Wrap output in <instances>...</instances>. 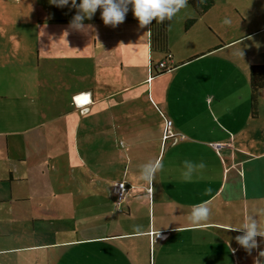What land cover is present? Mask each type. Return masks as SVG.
Masks as SVG:
<instances>
[{
    "label": "crops",
    "instance_id": "0c3cea01",
    "mask_svg": "<svg viewBox=\"0 0 264 264\" xmlns=\"http://www.w3.org/2000/svg\"><path fill=\"white\" fill-rule=\"evenodd\" d=\"M41 1L61 17L51 16V22H70L69 14L77 12ZM260 4L259 11L244 7L234 13L232 5L215 3L198 16L187 2L168 20L170 69L162 71L156 63L152 69L149 59V76L146 58L145 67L137 68L140 55L152 58L149 25L139 26L131 5L122 23L105 25L98 8L83 21L93 27L81 34H88L85 40L92 41L96 55H112L97 64L104 74L106 67H116L118 81L93 79L86 85L90 73L82 69L81 87L67 88L69 107L58 130L54 117L40 122L36 101L5 94L0 80V264H254V258L264 259L258 255L264 238L257 236L258 246L248 254L235 240L242 230L234 229L251 215L264 231V88L257 90L252 111L249 85L251 66L264 64V0ZM193 17L197 20L186 28ZM182 36L185 41H179ZM234 44L243 46L237 56L242 67H191L203 60L206 65ZM18 54L10 48L2 55ZM16 61H0V66ZM124 67L125 74L143 76L122 84ZM206 69L215 81H201ZM238 73L243 81L225 89ZM14 74L19 78L18 71ZM83 96L91 101H79ZM69 113L78 116L74 129ZM69 128L79 134L77 149ZM166 131L172 136L164 140ZM57 137H64L63 145H57ZM155 161L162 167L147 183L141 169ZM185 161L204 165L187 181ZM120 181L129 191L118 204ZM200 204L209 207V217L191 223L192 208Z\"/></svg>",
    "mask_w": 264,
    "mask_h": 264
},
{
    "label": "rangeland",
    "instance_id": "374dc122",
    "mask_svg": "<svg viewBox=\"0 0 264 264\" xmlns=\"http://www.w3.org/2000/svg\"><path fill=\"white\" fill-rule=\"evenodd\" d=\"M215 3L216 7L232 5L234 13L236 9L242 11L244 7H247L249 11L261 10L259 7L261 6L260 0H215ZM48 8V5L41 0H0V61L6 64L8 59L10 61L11 59L19 60L15 62V66H0V73L2 74L0 80L6 88L5 94L16 93L19 96H24L26 100L33 99V102L36 101L37 106L35 107H38V111L42 114L40 122L44 123L45 118L54 117L53 123L58 130L62 126L61 116L69 107L67 88L81 87L82 69L85 70L84 72L90 73V80L89 78L88 80L86 79V85H91L93 79H100L101 82L105 81L109 85H115V82L118 81V75L114 71V69H117L116 67H106L109 69V73L104 74L105 72L99 68L102 66L97 64V62H108L112 59L113 57L110 53L103 52L96 55L92 50V41L85 40L88 34L82 37L81 30L69 27V21L51 22V16L54 18L61 17ZM74 15L75 13L69 14V17ZM235 23V26H243L240 21H235ZM190 26L187 28H190ZM64 31L68 32L63 35ZM188 39L186 41H189ZM179 41H185V36H182ZM87 42L90 43L89 49L87 48ZM248 42H243V45ZM234 45L225 52L213 54L210 57V61L206 64L207 66L205 65L206 62H204L206 60H203L193 64L191 67H231L230 64H233L232 67H242L243 62L237 56L241 53L243 46L242 44ZM10 48L16 49L19 54L2 55L5 50L9 53ZM217 50L219 49H215L214 52ZM150 55L152 58L149 54L148 57L145 54L140 55L141 63L137 67L138 70L143 66L145 67L144 64L147 60L148 76L150 75L149 59H152V62L156 65L159 64L160 59L164 58V54L161 52L151 53L150 51ZM228 56L233 58L229 60ZM224 57L226 60L223 59ZM223 60L226 65H224ZM37 63L38 66L36 67ZM82 64L83 66L80 67ZM126 68L124 67L123 73L120 75L119 82L122 84L138 81L143 76L141 74H125ZM15 71L19 72L21 80L14 74ZM175 73H178V71ZM129 77H134L135 79L130 81ZM210 77H212V73L209 76L207 69L205 75L200 76L201 81L205 83L215 81L214 78ZM73 78H78V80H73ZM179 78L180 76H177L176 81ZM243 78L244 75L238 73L225 89H230L229 85L231 83L235 81L241 82ZM232 97L235 98L236 95L233 94ZM105 108H109L107 104ZM67 119L71 120L74 129L78 116L75 113H69ZM42 125L37 127V132L41 131ZM69 129L72 134V144L77 149L80 141L79 134L72 128ZM251 134L256 136L257 133ZM56 140L57 145H63L64 137H57ZM66 140L71 144L70 139L66 138ZM73 162L75 163L76 161L73 159ZM117 172V169H115V175L119 174Z\"/></svg>",
    "mask_w": 264,
    "mask_h": 264
},
{
    "label": "clouds",
    "instance_id": "9594fccd",
    "mask_svg": "<svg viewBox=\"0 0 264 264\" xmlns=\"http://www.w3.org/2000/svg\"><path fill=\"white\" fill-rule=\"evenodd\" d=\"M203 2V0H201ZM58 8L69 7L76 8L77 12L69 22V27L75 30L86 31L91 29L92 25H85V19H91L93 14L99 8L100 16L105 25L116 27L125 19V15L131 5L134 17L138 20L140 27L148 26L153 20L156 23H163L166 20H171L182 8L187 4V0H48ZM229 21L225 19L224 23ZM162 167L159 161L149 162L145 164L140 172V178L152 183L156 171ZM203 168V163L193 165L190 161L184 162V172L182 178L190 180L195 168ZM210 209L206 204L194 206L189 215V221L194 224H199L208 219ZM242 230V234L235 237L237 244L242 247L248 254L256 249L258 244L255 239L257 236L264 238V231L260 230L257 220L250 215L248 221L242 227L234 228ZM235 251L234 249H229ZM259 257L264 258V250L259 252ZM254 264H264V259L254 258Z\"/></svg>",
    "mask_w": 264,
    "mask_h": 264
},
{
    "label": "trees",
    "instance_id": "16d2710c",
    "mask_svg": "<svg viewBox=\"0 0 264 264\" xmlns=\"http://www.w3.org/2000/svg\"><path fill=\"white\" fill-rule=\"evenodd\" d=\"M197 11L198 16L203 15L214 4L215 0H187ZM197 20V17L190 18L186 21V28L189 27ZM149 44L151 52H161L167 57V54L172 52L168 48V20L163 23H156L155 20L149 25ZM150 68L153 69L155 65L150 60ZM170 67L162 68V71H166ZM250 86H251V107L252 111H255L257 106L256 92L259 88H264V64H253L250 68Z\"/></svg>",
    "mask_w": 264,
    "mask_h": 264
},
{
    "label": "built area",
    "instance_id": "2783aa9c",
    "mask_svg": "<svg viewBox=\"0 0 264 264\" xmlns=\"http://www.w3.org/2000/svg\"><path fill=\"white\" fill-rule=\"evenodd\" d=\"M171 56H172L171 54H167V57L164 60L159 62L158 67H160L161 69L167 67L168 66V61H170ZM90 101L91 100L89 98V99H87L86 101H83V102L87 104ZM77 103H79V102H77ZM171 136H172L171 133L169 131H166V134L164 136V140H167ZM128 191H129V187L127 186L125 181H120V182L116 183V185H115V193L117 195V203L118 204H121V202L126 198V196L128 194Z\"/></svg>",
    "mask_w": 264,
    "mask_h": 264
},
{
    "label": "bare ground",
    "instance_id": "6f19581e",
    "mask_svg": "<svg viewBox=\"0 0 264 264\" xmlns=\"http://www.w3.org/2000/svg\"><path fill=\"white\" fill-rule=\"evenodd\" d=\"M83 99H87V97H81L80 99H79V101H82L83 102Z\"/></svg>",
    "mask_w": 264,
    "mask_h": 264
}]
</instances>
